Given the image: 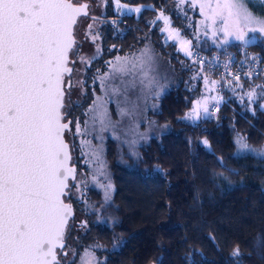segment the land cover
Wrapping results in <instances>:
<instances>
[{"label": "trees", "instance_id": "16d2710c", "mask_svg": "<svg viewBox=\"0 0 264 264\" xmlns=\"http://www.w3.org/2000/svg\"><path fill=\"white\" fill-rule=\"evenodd\" d=\"M123 1L144 8L123 16L126 24L111 38L116 48L110 56L150 45L169 55L174 65L184 61V75L198 68L175 42L164 40L162 22L156 20L164 12L177 26L181 16L176 12L177 0ZM248 4L264 16V10ZM252 36L249 44L192 38V47L209 53L245 45L264 62V33L248 35ZM184 75L147 113L176 131L152 135L133 147L113 138L104 142V160L114 187L111 200L106 202L103 190L91 183L83 188V197L70 199L76 214L64 251L71 256L62 258V264H82L87 253L98 264H264V156L237 154L235 141L239 134L249 145L264 147V108L255 102L251 110L245 109L225 87L217 118L185 121L198 91ZM227 79L221 81L247 88L264 85V74ZM78 108L83 113L84 106ZM205 139L208 146L202 143ZM74 152L79 174L89 177L91 168L78 141ZM237 247L240 256L233 257Z\"/></svg>", "mask_w": 264, "mask_h": 264}, {"label": "snow or ice", "instance_id": "6c2138e0", "mask_svg": "<svg viewBox=\"0 0 264 264\" xmlns=\"http://www.w3.org/2000/svg\"><path fill=\"white\" fill-rule=\"evenodd\" d=\"M178 2L199 9L204 35L211 31L214 43L222 36V44L230 39L249 44V33H264V18L253 16L244 0ZM114 7L118 13L142 11V7L130 8L121 0H114ZM88 9V0H0V264H62L68 255L64 251L65 232L74 215L72 204L66 201L83 197V188L89 183L103 190L106 202L114 191L103 155L104 133L111 131L118 140L121 135L128 137L133 147L136 140L132 137L142 134L137 132L138 101L129 99V91L139 89L145 100L147 94L153 98L159 95L152 75V51L145 48L138 55L106 61L105 71L95 69L92 81L103 94L93 96L83 113V126L79 119H68L73 90L87 95L86 81L79 78L81 70L77 68L74 74L73 68L80 63L87 70L95 53H102L96 46L99 34L91 25L84 39L96 46L93 56L80 51L82 44L75 37L76 24L81 16L89 15ZM156 20L162 22L160 30L167 38L176 41L179 33L171 28L170 18L160 12ZM179 43V50L187 57L196 55V62L201 66L205 63L191 51L190 40L180 39ZM256 59L252 57L253 62ZM257 87L264 90V85ZM246 95L250 102L264 98L254 89ZM211 99L217 101L214 106L218 111L220 98ZM113 102L119 122L111 119L108 110ZM202 115H212L208 98L197 100L186 118L196 121ZM126 119L128 126L120 132ZM89 136L99 139L100 146L85 139ZM77 139L81 155L88 157L85 164L92 165L90 181L72 164ZM202 143L209 144L207 139ZM236 143L240 150L250 148L239 134ZM231 255L239 257V248ZM82 264L91 262L82 258Z\"/></svg>", "mask_w": 264, "mask_h": 264}, {"label": "rangeland", "instance_id": "374dc122", "mask_svg": "<svg viewBox=\"0 0 264 264\" xmlns=\"http://www.w3.org/2000/svg\"><path fill=\"white\" fill-rule=\"evenodd\" d=\"M249 1H251L259 10H261V9L264 10V6H262L259 3V1L264 2V0H258V1L257 0H244V5H245L246 9L253 16H255L257 18H264V16H261V15L254 12V10L248 4ZM196 2L199 3V2H201V0H196ZM121 3L127 4L128 7H130V8H134V7H138V6L142 7V9L144 8L141 5L132 4L129 2H125L123 0H121ZM175 8H176V12L178 11L179 15H181L180 19H179V24L177 26L174 24V21L172 20L170 15H168L164 12L163 13L170 18V26H171V28L178 31L179 36H178L176 41H172V40L168 39L167 34L163 32L164 40L175 42V44H177V49H180V43H179L180 39L190 40L191 41V50L194 49L192 47V38H195L196 40L199 41V40H201V38L205 37V38L211 39L213 41L211 31H209L207 36L204 35V25L201 24V20L203 19V17L200 14V11L198 8H194L188 4L181 5L178 2V0H177ZM207 11L208 10L205 9V13H207ZM195 12L197 14H195ZM122 14L125 15V14H136V13H130V12H127V10H125ZM188 33H189V35H188ZM219 39L222 40L223 37L221 36V37H219ZM246 39H249L252 42L255 39V37L254 36H252V37L247 36ZM235 41H237V40L230 39V42H235ZM145 48H149L152 51V57H153L152 75L155 77L156 84L159 86V88L157 89L159 91V95L157 97L153 98V96L151 94H147V99L145 100L143 98L144 94L140 93L139 89H130V91H129V94H128L129 99L132 101H138V106H139V111L136 114V123L138 124L137 132L139 134H142V135L132 137V139L136 140V143L143 141V140H146L149 137H151L152 135H161L164 133L176 131V129L171 124H169L167 122L159 123L152 118H148L147 113L150 109H154L156 107V105H157L156 100L161 95H163V93H165L168 89L172 88L173 86H176L177 84H179V79L185 74L184 72H181V71H185L186 66H187L184 63V61L183 62L181 61L180 66L174 65V62L170 59L169 55L162 54L160 51L156 50L155 48H153L150 45L142 46V47H140V48H138V49H136L130 53L112 54L111 57H109L107 61L113 60L116 56L125 57V56L138 55L139 52ZM105 70H106V64H105V67L101 69V71H105ZM184 77H185L187 84L192 89H196L198 91V93L194 99L193 106L183 116V119L185 121L197 122L200 119L205 117L202 115L201 118L199 120H196V121L189 120L186 118L187 114L195 106L196 101L197 100H203L204 98H208V100H209V111H210V113H212L211 117L217 118L219 116V112L213 110V108L215 107L214 105H216L217 101L212 100L211 97L216 96V97L220 98L218 101V107H219V105L224 100V95H225L224 89H225V87L230 88L232 97H234L239 103H241V105L245 109L251 110L255 102H259L261 107L264 108V98H257L254 102H250L247 98V95H246V93L248 92L249 89H254L255 92L257 93L258 97H264L263 90L260 87H257V86H260V84L250 86L248 88L244 87V86L240 87V85H242V84H235L232 86L231 83H229L231 80H229L227 82H223V81H221V77H214L210 74H205L204 72L200 71V69H198V68H196L195 71L190 72V74L187 73L186 75H184ZM204 78H207L209 83L206 84ZM232 80H234V79H232ZM213 81L216 83L213 84L212 83ZM102 94H103V90L99 86L93 84V81H91L89 83L88 89H87V95H86V96H88L87 99L86 98L85 99L80 98L78 95H76V98L79 97V99H78V101H80L79 103L82 104V106H84L83 113L85 112V109L87 107H89L93 96L94 95H102ZM83 96H85V95H83ZM241 97H243V99H241ZM108 110L111 113V119L113 121L119 122L121 118L117 113V107H116L115 102L109 104ZM83 113H82V118L80 120L82 126H83L84 119H86V117L83 115ZM127 126H128V120L126 119L124 121V123L120 125V132L124 131L127 128ZM120 132H117V135H120ZM109 138L116 139L111 131L104 133L103 150H105L104 142ZM85 139H90L94 145L100 146L101 142L97 138L89 136V137H85ZM236 139H237V136L235 138V141H236ZM119 140H122L123 142L126 143L128 140V137L121 135V138ZM77 141L79 142V139ZM236 145H237V148H236L237 154L252 153V154L257 155V152L259 151V149H261L258 147H253V146L248 144L250 146L249 150H240L237 143H236ZM253 149L255 151H253ZM103 155H104V153H103ZM87 159H88V157H87ZM89 166L92 169V165L89 164ZM87 179L89 181L91 180V174H89V177H87ZM84 259L87 261H90L91 264H97V261L94 259L92 254L91 255H85Z\"/></svg>", "mask_w": 264, "mask_h": 264}, {"label": "flooded vegetation", "instance_id": "af4514ba", "mask_svg": "<svg viewBox=\"0 0 264 264\" xmlns=\"http://www.w3.org/2000/svg\"><path fill=\"white\" fill-rule=\"evenodd\" d=\"M89 2V15L81 18L79 22V26L77 28V37L79 39V44H82V48L80 51L85 55L91 57L95 53V47L98 46L102 49V53H95V59L90 62V67L85 70L84 65L77 63L73 68L74 74L76 73V69L79 68L80 75L79 78L82 81H86V91L88 89L89 83L92 81V77L95 75L94 70H101L102 65L108 60L112 52L114 50L115 44L112 42L111 38L116 36V33L119 29L124 28L126 21H124L123 16L127 14L118 13L114 7V0H88ZM112 21H116L115 24ZM92 26L93 31L99 34L100 40L98 45L94 46L90 40H85L84 37L89 33V26ZM112 42V43H111ZM73 59L76 57L73 56ZM75 79V76H74ZM87 99L88 96H83L78 90L74 89L71 96V114L68 119H79L82 115L81 109L78 108L77 103L79 97ZM78 174H79V166ZM85 220L81 221L84 223ZM86 225V224H85ZM67 251V250H65ZM68 252V251H67ZM71 254L67 255V257H63L64 260H68Z\"/></svg>", "mask_w": 264, "mask_h": 264}, {"label": "built area", "instance_id": "2783aa9c", "mask_svg": "<svg viewBox=\"0 0 264 264\" xmlns=\"http://www.w3.org/2000/svg\"><path fill=\"white\" fill-rule=\"evenodd\" d=\"M191 51L198 54V57L205 61L202 66L196 62V55L190 58L182 53L190 63L199 69L202 67L204 72L217 77L234 79L235 76H239L240 79H243L264 74V62L261 56L245 45L209 53L198 49H192ZM252 57L257 58L255 62L252 61ZM225 65H227V68ZM213 110L216 111V107Z\"/></svg>", "mask_w": 264, "mask_h": 264}, {"label": "water", "instance_id": "95a60500", "mask_svg": "<svg viewBox=\"0 0 264 264\" xmlns=\"http://www.w3.org/2000/svg\"><path fill=\"white\" fill-rule=\"evenodd\" d=\"M88 11H89V9H88ZM82 17H84V16H81V17L79 18V20H78V22H77V24H76V27H75V37H76V40H77L78 43H79V39H78V37H77V28H78V26H79V22H80V20H81ZM70 59H73V56L70 55ZM75 156H76V155H75L74 147H73V148H72V164H73V166L76 167V170H77V173H78V168H77L76 157H75ZM66 202H69V203L72 204L73 211H74V215L68 220V225H67V229H66L65 237H64V243H65V246H66V244H67V236H68V232H69V228H70V223H71V221L74 219L75 214H76L74 204L71 202V200L66 201ZM59 251H60V250H58V252H59Z\"/></svg>", "mask_w": 264, "mask_h": 264}, {"label": "clouds", "instance_id": "9594fccd", "mask_svg": "<svg viewBox=\"0 0 264 264\" xmlns=\"http://www.w3.org/2000/svg\"><path fill=\"white\" fill-rule=\"evenodd\" d=\"M257 155L264 156V147L259 149V151L257 152Z\"/></svg>", "mask_w": 264, "mask_h": 264}]
</instances>
